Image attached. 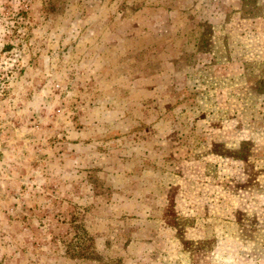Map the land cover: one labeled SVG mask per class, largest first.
Wrapping results in <instances>:
<instances>
[{
  "label": "rangeland",
  "instance_id": "obj_1",
  "mask_svg": "<svg viewBox=\"0 0 264 264\" xmlns=\"http://www.w3.org/2000/svg\"><path fill=\"white\" fill-rule=\"evenodd\" d=\"M0 264H264V0H0Z\"/></svg>",
  "mask_w": 264,
  "mask_h": 264
}]
</instances>
